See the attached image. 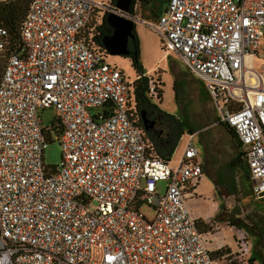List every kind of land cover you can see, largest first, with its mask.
<instances>
[{
  "label": "built area",
  "instance_id": "1",
  "mask_svg": "<svg viewBox=\"0 0 264 264\" xmlns=\"http://www.w3.org/2000/svg\"><path fill=\"white\" fill-rule=\"evenodd\" d=\"M110 13L150 26L204 82L252 196L264 199V0H167L153 24L140 0L127 11L112 0H30L18 50L0 25V264H221L187 204L204 175L192 135L175 162L154 153L131 81L92 39ZM159 87L149 77L147 94L158 99ZM46 107L52 127L41 125ZM54 139L58 167L42 160ZM237 239L248 257L250 242Z\"/></svg>",
  "mask_w": 264,
  "mask_h": 264
},
{
  "label": "rangeland",
  "instance_id": "2",
  "mask_svg": "<svg viewBox=\"0 0 264 264\" xmlns=\"http://www.w3.org/2000/svg\"><path fill=\"white\" fill-rule=\"evenodd\" d=\"M141 2L143 20L151 24L156 19L150 17L149 11L159 14L166 4V0H147ZM98 17L99 13H94L93 21L96 22ZM134 30L138 37L139 60L142 67L144 70L151 67L154 68L146 75L153 79L155 84L157 83L160 86V92L158 91L157 95L158 99L148 95L152 99L154 108L162 114L164 119L166 118L165 113L169 115L176 114V119L184 124L182 125L184 132L176 140V144L171 149V161L175 162L180 156L186 137V130H197L204 126L208 127L200 132L199 136L194 140L200 155L204 156L205 150L198 141L199 139L205 143L207 151L212 149L220 156L221 166H216V164L212 166L207 162L205 167L208 172L205 183H214L216 181V186L223 197L219 213L210 218L205 225L198 222L200 231L204 229L208 230L203 232L207 240L208 249L213 247L214 241L217 239L215 235L219 237L218 241L220 245L225 243L226 236L229 235L235 252L228 254L224 258L221 256L215 258L219 259L221 264L227 261H233L235 264H250L247 260L250 254L248 257H240L237 252L239 246L237 236L243 233L251 244L250 253L255 251L259 258L264 260V199H255L252 196L249 178L246 177L241 165L236 164V166H231L227 163V160L233 156V152L236 149L234 146L235 141L232 134L228 133L221 124H212L216 122V113L204 82L193 76L177 55L176 57L173 52L163 47L161 38L150 26L137 22L134 23ZM262 55L260 53L258 57L256 56L253 59L252 64L255 69L261 67ZM106 59L108 62L114 63L119 67L129 81H133L135 72L131 67L129 58L108 53ZM3 62L4 58L0 57V75ZM173 84L176 91L173 89ZM93 112H95V109L91 110V113ZM38 115L42 126L52 127L56 124L57 113L53 107L40 109ZM168 119L171 122L169 133L173 136L180 129L181 125L175 121H171V118ZM52 135L54 136L55 132H52ZM173 138H171V141ZM42 160L44 164L50 167L59 166L61 148L56 139L46 144L42 152ZM157 184L159 190L163 191L164 182L159 181ZM205 191V188L202 186L198 189L199 194L187 200L188 207L193 216H197L200 210L206 209L209 206V203L206 201L196 200L198 197L204 199L206 195ZM90 207H93V205L91 204ZM139 212L147 219H152L154 216L153 208L146 203H142L139 206ZM218 231H221L222 234H218ZM257 234L260 236L257 237ZM220 235H223L222 238ZM254 264H258V262H254Z\"/></svg>",
  "mask_w": 264,
  "mask_h": 264
},
{
  "label": "trees",
  "instance_id": "3",
  "mask_svg": "<svg viewBox=\"0 0 264 264\" xmlns=\"http://www.w3.org/2000/svg\"><path fill=\"white\" fill-rule=\"evenodd\" d=\"M30 0H2L0 1V25L4 26L7 28L8 33H9V50H18V32H19V26L20 23L26 13V10L28 8ZM114 1V0H112ZM141 1H147V0H140ZM167 1V0H166ZM142 4V2H141ZM163 9V8H162ZM162 11V10H161ZM150 17L156 18L158 14L154 13L153 11H149ZM94 23L93 18L91 21L88 23L87 27H90ZM85 31L87 29L85 28ZM110 32V28L108 27L105 17H102L101 23L96 27V31L92 37L93 40H95V43L104 48L101 42L102 37ZM133 38L131 39V43L129 46V53L127 55H124L123 57H127L130 60L131 67L133 68L135 72V77L133 81H131V86H132V93H133V99L136 104V108L138 110V113L141 108H146V107H155L152 104V99L151 97L148 96V80L149 77L146 75V71L143 69L142 64L139 60V44H138V37L137 34L135 33V30H133ZM173 89L175 90V85L173 84ZM160 92V91H159ZM176 93V92H175ZM176 96V95H175ZM157 108V107H156ZM165 115V120L168 121V118H171V121H175L177 124L181 125L180 129L171 136L172 134L169 133V129H166L165 132L162 134H153L149 132L148 130H145L146 136L149 139L150 142V147L156 151V154L166 158L170 159V153H172V147L176 144V140L181 136V134L184 132V128L178 119L174 115H169V114H164ZM179 121V122H178ZM170 122V121H168ZM225 126V128L229 131L232 136H235V133L233 129L226 125L222 124ZM174 137V138H173ZM171 138L173 140L171 141ZM172 142V143H171ZM242 155L239 153L238 156H236L229 165L234 166L236 163H241V166L243 168L244 173L246 174V177H248L247 170L245 166L242 163ZM198 222H201L200 220H197ZM208 231L207 229L202 230V232ZM260 235L257 234V237ZM230 254V248L223 246L220 247L219 249H216L214 251H211L212 257H219L222 255H228ZM248 262L250 264H254V262H258V264H264V260L256 258L253 253H250V256L247 258ZM222 264H235L233 261H227Z\"/></svg>",
  "mask_w": 264,
  "mask_h": 264
},
{
  "label": "crops",
  "instance_id": "4",
  "mask_svg": "<svg viewBox=\"0 0 264 264\" xmlns=\"http://www.w3.org/2000/svg\"><path fill=\"white\" fill-rule=\"evenodd\" d=\"M164 8V7H163ZM163 10V9H162ZM133 25H134V23H133ZM109 27V26H108ZM110 28V27H109ZM111 33V28H110V32L109 33H107V34H110ZM106 50V49H105ZM107 52V51H106ZM107 54H108V52H107ZM175 54V53H174ZM120 56H124V55H120ZM175 56H176V54H175ZM177 57V56H176ZM152 69H154V68H150V69H147V70H145L146 71V74H148V73H150L151 71H152ZM134 71V70H133ZM194 76V75H193ZM196 77V76H195ZM200 80V79H199ZM202 81V80H201ZM162 88H163V85H162ZM174 116L175 117H177V115L176 114H174ZM217 122H214V123H212V124H216ZM217 124H221V123H217ZM222 125V124H221ZM224 128H225V126L224 125H222ZM206 127H208V126H204V127H201L200 129H197V130H186V137H185V141H184V144H185V142H186V140L188 139V136L189 135H192V137H193V140H195L196 139V137H198L199 135V133L200 132H202L203 130H205V128ZM226 129V128H225ZM226 131L229 133V131L226 129ZM188 132H190V133H188ZM233 138H234V141H235V143H234V146H235V150H234V154H233V156L232 157H229V159L227 160V163L228 164H230V162L236 157V156H238L239 155V149H238V141H237V138L235 137V136H233ZM200 143H201V145H202V147H203V149L205 150L204 152H205V155L204 156H201L200 155V153H199V156H200V158H201V160H202V164H203V168H205L206 167V164H207V162H209L212 166L213 165H215L216 164V166H221L222 164H220V162H221V159H220V156H219V154H217L216 152H214L212 149H210V151L208 150H206V146H205V143L204 142H202V140H198ZM184 144H183V147H184ZM183 147H182V149H183ZM198 148V147H197ZM182 149H181V152H182ZM152 151L154 152V153H156V151L155 150H153L152 149ZM199 151V150H198ZM181 152H180V154H181ZM241 160H242V163H243V165L245 166V168H246V170H247V166H246V163H245V161H244V159L243 158H241ZM173 162V161H172ZM236 164H239V165H241V163L239 162V163H236ZM234 166H236V165H234ZM242 167V166H241ZM243 169V168H242ZM207 170H206V168L205 169H203V177H202V179L199 181V183H198V185H197V187H196V194H199L198 193V189L200 188V187H202L203 186V188H205V193H206V195H205V198L204 199H201V198H196V200H202V201H206V202H208L209 203V206H208V208H206V209H203V210H200L199 212H198V215L197 216H194L196 219H198V220H200L201 221V223L203 224V225H205L206 224V222L207 221H209V219L210 218H213L214 216H216L218 213H219V209H220V204H221V201H222V199H223V197H222V195H221V193H220V191L218 190V188H217V184H216V181L214 182V183H212V182H210V183H205V180H206V175H207ZM247 174H248V171H247ZM249 178V177H248ZM226 222V221H225ZM230 227V226H229ZM218 234H222L221 233V231H218L217 232ZM221 236V238H222V236L223 235H220ZM233 236V235H232ZM215 237L217 238L216 239V241H214V245H213V247H211V248H209L210 249V252L211 251H214V250H216V249H219L220 248V246L221 247H223V246H226V247H229L230 248V253H234L235 252V249H234V247H233V245H232V243H231V240H230V236L229 235H227L226 236V239H225V243L224 244H222V245H220V243H219V241H218V236L217 235H215ZM252 253H253V255L256 257V258H258V259H260L259 258V256H258V254L255 252V251H252ZM257 262V261H256Z\"/></svg>",
  "mask_w": 264,
  "mask_h": 264
},
{
  "label": "water",
  "instance_id": "5",
  "mask_svg": "<svg viewBox=\"0 0 264 264\" xmlns=\"http://www.w3.org/2000/svg\"><path fill=\"white\" fill-rule=\"evenodd\" d=\"M118 8L129 10L131 0H114ZM107 25L111 28L110 34H105L102 39V45L109 54L127 55L129 53L128 40L133 38L134 25L129 19L115 14H107L105 16ZM147 130V126L143 125ZM190 133V132H188ZM191 134V133H190Z\"/></svg>",
  "mask_w": 264,
  "mask_h": 264
},
{
  "label": "flooded vegetation",
  "instance_id": "6",
  "mask_svg": "<svg viewBox=\"0 0 264 264\" xmlns=\"http://www.w3.org/2000/svg\"><path fill=\"white\" fill-rule=\"evenodd\" d=\"M128 40V49L131 43ZM138 122L142 126L145 124L147 130L153 134H162L166 129L170 128L171 122L166 121L162 114L153 107L141 108L138 115Z\"/></svg>",
  "mask_w": 264,
  "mask_h": 264
},
{
  "label": "bare ground",
  "instance_id": "7",
  "mask_svg": "<svg viewBox=\"0 0 264 264\" xmlns=\"http://www.w3.org/2000/svg\"><path fill=\"white\" fill-rule=\"evenodd\" d=\"M250 80H251V81H253V79H252V78H251Z\"/></svg>",
  "mask_w": 264,
  "mask_h": 264
}]
</instances>
